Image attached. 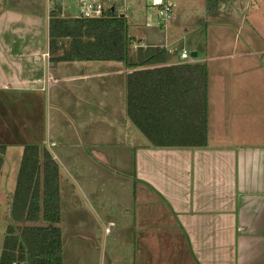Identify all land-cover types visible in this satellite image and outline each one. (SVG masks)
Here are the masks:
<instances>
[{
	"label": "crops",
	"instance_id": "obj_1",
	"mask_svg": "<svg viewBox=\"0 0 264 264\" xmlns=\"http://www.w3.org/2000/svg\"><path fill=\"white\" fill-rule=\"evenodd\" d=\"M6 8L4 2L0 13V145L6 150L0 169V190L5 181L8 185L5 172L10 160L22 155L25 146L39 148L51 143L47 134L52 118V88L79 84L73 88L74 94L78 88L80 98L76 110H86L85 115H117V125L108 123L111 128L116 127L110 130L116 136L109 144L110 151L133 157L127 163L131 164L128 172L134 178L135 207L130 253L107 262L99 258L91 264H264V115H213L211 111L223 107L236 92L244 109L250 99H264L260 77L245 80L242 76L239 81H243L229 83V89L221 79L225 68L228 71L227 62H231L233 72L244 73L252 65V60H247L262 53L239 52L208 58L205 146H154L127 115L128 76L182 63L201 64L183 61L174 53H167L165 64L138 68L113 61H56V55L48 49L46 9L45 21L34 22L30 16H8ZM124 11L121 16H125ZM164 29L166 50L170 45L167 25ZM16 34L25 42H20ZM32 37L39 40L35 46L30 43ZM59 62L78 66L81 72L56 76L54 70ZM133 62L134 55L129 54V63ZM3 73H8L7 78ZM151 91L145 88L142 98L145 102H158L159 109L167 99L174 107L182 104L180 91L164 89L153 95ZM60 98V94H55V102ZM66 98L63 97L65 103ZM65 108L58 104L54 115L65 112ZM178 113L143 115L142 124L159 139L179 142L182 136L197 133L198 118ZM43 116L45 140L40 138ZM90 122L92 125L87 124V128L95 129L94 119ZM12 193L5 202L8 216ZM78 262L82 264L83 259ZM63 264H67L64 245Z\"/></svg>",
	"mask_w": 264,
	"mask_h": 264
},
{
	"label": "rangeland",
	"instance_id": "obj_2",
	"mask_svg": "<svg viewBox=\"0 0 264 264\" xmlns=\"http://www.w3.org/2000/svg\"><path fill=\"white\" fill-rule=\"evenodd\" d=\"M167 1L173 5L172 19L167 23V44H170L166 49L167 53H174L179 58L180 50L189 55L197 52L195 58L188 60L209 67V57L257 51L262 53V56L246 59L247 62L252 60L253 66L244 73L233 72L231 62L229 65L227 62L228 71L225 68L226 72L221 79L227 85L226 89L230 88L229 83L238 82L242 76L245 80L260 77L264 82V0H225L217 11L211 14L206 12L205 0ZM4 2L7 7L5 10L9 11L8 16L20 18L25 15L32 17L34 22H39L40 19L45 21L47 0H0V13ZM117 3L124 5L128 35L133 41L129 54L135 56L137 49L133 48L134 42L159 46V35L164 31L155 28V13L149 8L150 0H118ZM146 22L152 26L145 27ZM18 28L20 29L21 25ZM33 37L35 38V35ZM16 38L25 42L20 35L16 34ZM38 38L30 42L32 46L37 44ZM67 42V39L63 40V43ZM79 72L81 70L78 66L65 62L57 63L54 70L56 76ZM3 75L7 78L8 73ZM78 85L52 88L49 101L52 118L47 134L52 144L46 146L45 143L39 148L48 151L59 168L58 227L67 264H80V258L83 259L82 264H91V261L96 262L99 258L107 262L109 258L127 257L130 253V230L135 207L134 178L128 172L131 170V164L127 163L129 159L132 162L133 157L130 154L126 157L125 152L110 151L109 144L116 137L110 130L116 127L112 125L111 128L108 123L117 125V115H85L86 110L80 113L76 110L80 98L78 88L75 89V94L73 88ZM235 90L237 91L233 89ZM55 94L61 95L56 102ZM237 94L238 92L227 99L223 107L212 108V114L264 115V99H250L247 103L244 102V109L239 105ZM63 97H67L66 103ZM58 104L64 108L66 106L65 112L63 110L59 115H54ZM108 117L110 121L107 120ZM43 119L44 116L39 124L40 138L45 140L46 124ZM92 119L97 126L93 130L87 128ZM21 156L20 153L10 160L5 172L9 176L8 185L5 181L0 190V198L3 197L0 199V253L7 227L17 225L8 216L5 202L14 190ZM153 208L155 207L152 206ZM22 225L29 223L20 226Z\"/></svg>",
	"mask_w": 264,
	"mask_h": 264
},
{
	"label": "trees",
	"instance_id": "obj_3",
	"mask_svg": "<svg viewBox=\"0 0 264 264\" xmlns=\"http://www.w3.org/2000/svg\"><path fill=\"white\" fill-rule=\"evenodd\" d=\"M205 2L206 12L211 14L225 0ZM48 17V49L56 55V61H113L134 68L166 63L167 51L158 46L138 48L134 62L129 63L132 37L128 35L125 16L81 20L60 18L50 12ZM65 39L67 43H63ZM143 81L149 84L143 85ZM145 88L152 90L151 95L164 89L180 91L182 104L174 107L167 99L159 109L158 102L153 104L154 101L143 100ZM206 91L207 70L204 65L182 63L137 71L127 80V115L154 146L203 147L207 138ZM172 112L197 115V133L184 135L179 142H166L149 134L142 124L143 115H170ZM5 150V146L0 145V169ZM58 177V165L48 151H40L35 145L23 148L9 208V217L17 225L7 227L0 264H63L62 235L58 227ZM23 223L29 225L20 226Z\"/></svg>",
	"mask_w": 264,
	"mask_h": 264
},
{
	"label": "built area",
	"instance_id": "obj_4",
	"mask_svg": "<svg viewBox=\"0 0 264 264\" xmlns=\"http://www.w3.org/2000/svg\"><path fill=\"white\" fill-rule=\"evenodd\" d=\"M118 0H47V16L50 12H55L58 17L65 19H81V20H100L110 16H118L123 14L124 6L119 5ZM149 8L155 13L156 27L164 29L167 23L172 19L173 6L166 0H150ZM49 18V17H48ZM145 27H151L149 22H146ZM165 30V29H164ZM165 36L160 37L159 47L165 48ZM133 41H131V45ZM148 44L135 43L133 48L146 49ZM181 60L190 59V55L185 51H179ZM16 264V263H12Z\"/></svg>",
	"mask_w": 264,
	"mask_h": 264
},
{
	"label": "water",
	"instance_id": "obj_5",
	"mask_svg": "<svg viewBox=\"0 0 264 264\" xmlns=\"http://www.w3.org/2000/svg\"><path fill=\"white\" fill-rule=\"evenodd\" d=\"M122 17H123V16H122ZM191 57H192V58L196 57V53H195V52H192V53H191Z\"/></svg>",
	"mask_w": 264,
	"mask_h": 264
}]
</instances>
